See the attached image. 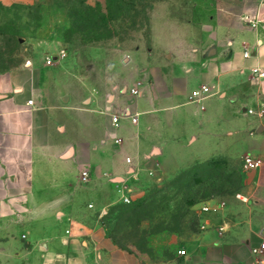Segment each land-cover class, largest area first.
Listing matches in <instances>:
<instances>
[{
  "label": "crops",
  "instance_id": "0c3cea01",
  "mask_svg": "<svg viewBox=\"0 0 264 264\" xmlns=\"http://www.w3.org/2000/svg\"><path fill=\"white\" fill-rule=\"evenodd\" d=\"M217 2L208 42L167 62L157 55L134 58L128 87L95 95L90 109L47 94L49 72L41 63L11 73L0 87V253L25 245L41 253V264L175 263V233L158 234L159 243L148 245L155 254L150 260L117 241L110 210L129 206L126 197L132 205L155 180L229 158L246 177L239 193L249 202L207 203L211 212L201 219L199 237L187 244V259L264 260V253H252L264 241V79L253 74L264 70V0ZM255 17L253 30L243 19ZM202 86L211 88V96L200 105L191 94ZM249 154L262 168L245 173L242 160ZM85 171L90 180L82 185ZM167 250L162 261L158 254Z\"/></svg>",
  "mask_w": 264,
  "mask_h": 264
},
{
  "label": "rangeland",
  "instance_id": "374dc122",
  "mask_svg": "<svg viewBox=\"0 0 264 264\" xmlns=\"http://www.w3.org/2000/svg\"><path fill=\"white\" fill-rule=\"evenodd\" d=\"M217 5V0H32L9 6L0 1V87L27 62L41 63L49 72L44 84L47 94L90 109L95 95L128 87V67L134 58L157 55L167 62L172 54H186L208 42ZM93 12L106 14L108 20L93 23ZM243 21L253 30L251 23L259 22L256 17ZM47 57L55 61L48 68L43 65ZM201 166L199 180L213 178L220 168L228 170L226 176L231 179L241 178L242 184L246 179L237 162L229 158L212 159ZM188 170L155 180L132 205L110 210L117 218L112 231L123 247L139 250L152 260L155 254L148 245L159 243V233L171 231L176 234L178 252L172 264H193L179 252H190L187 244L201 234L202 207L212 201H232L236 194L205 200L193 177L183 176ZM158 255L164 261L169 252ZM40 262L41 253L25 245L0 253V264Z\"/></svg>",
  "mask_w": 264,
  "mask_h": 264
},
{
  "label": "built area",
  "instance_id": "2783aa9c",
  "mask_svg": "<svg viewBox=\"0 0 264 264\" xmlns=\"http://www.w3.org/2000/svg\"><path fill=\"white\" fill-rule=\"evenodd\" d=\"M259 22H252L251 25L254 29H257V26H258ZM251 56V52L250 51H245L244 52V57L245 58H249ZM54 58L53 57H47L46 61L44 62L45 66L46 67H51L54 63ZM30 61L27 62L28 65H30ZM253 74H256L259 78L261 79H264V70H261L260 68H256L254 71H253ZM132 95L133 96H138L139 95V91L138 90H135L133 89L132 91ZM211 96V88L208 87V86H202L200 89L198 90H195L194 92H192L191 94V99L193 102L195 103H198L200 105H202L209 97ZM33 100H30L28 102V106L29 107H33ZM249 114H253L252 111H248ZM112 122L114 124H117L118 123V118L116 117H112ZM134 123H136V120L133 121ZM126 162L128 164L131 163V159L127 158ZM262 168V162L260 159H258L257 157H254L253 155L249 154V155H246L243 160H242V170L245 172V173H249V172H253V171H257L259 169ZM90 180V173L89 171H85L81 174L80 176V183L82 185L84 184H88ZM235 198L239 201H241L242 203H245L247 204L249 202V199L245 196H243L241 193H237L235 195ZM132 203V200L129 198V197H126L124 200H123V204L125 205H130ZM211 212V209L204 205L201 209V213L203 215L207 214V213H210ZM221 231H223V229H221ZM252 253L257 255V256H262L263 253H264V241L261 242L260 246L258 248H253L252 249ZM179 254L181 256H185L186 255V252L185 250H180ZM252 264H264V260L263 259H259L255 262H253Z\"/></svg>",
  "mask_w": 264,
  "mask_h": 264
},
{
  "label": "trees",
  "instance_id": "16d2710c",
  "mask_svg": "<svg viewBox=\"0 0 264 264\" xmlns=\"http://www.w3.org/2000/svg\"><path fill=\"white\" fill-rule=\"evenodd\" d=\"M107 14H110L107 12ZM108 20V17L106 14H97L96 12H93V23H101L104 24ZM208 164V163H207ZM210 165V164H209ZM205 166V165H204ZM204 166L196 165L193 168L189 169L188 171L183 174L185 177H193L194 184L196 186H199L202 188V192H204L205 200H211L214 198H220L223 197V195H229L232 196L239 192H241L243 188V184L241 183L240 179H231L230 177L226 176V172L228 170L220 168L217 170L218 172L216 173V176L213 178H203L200 177L201 180H199V176L197 174V171L199 169L204 168ZM217 168V166H216ZM201 191V189H200ZM190 195L188 196L187 200V205L190 206L191 204L193 205V201H190L189 199ZM201 201H205L203 198H201ZM200 201V202H201ZM195 205V203H194Z\"/></svg>",
  "mask_w": 264,
  "mask_h": 264
}]
</instances>
